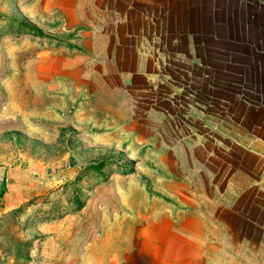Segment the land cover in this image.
<instances>
[{"label":"rangeland","instance_id":"obj_1","mask_svg":"<svg viewBox=\"0 0 264 264\" xmlns=\"http://www.w3.org/2000/svg\"><path fill=\"white\" fill-rule=\"evenodd\" d=\"M112 1L0 0V264H264V0L136 7L142 69Z\"/></svg>","mask_w":264,"mask_h":264},{"label":"crops","instance_id":"obj_2","mask_svg":"<svg viewBox=\"0 0 264 264\" xmlns=\"http://www.w3.org/2000/svg\"><path fill=\"white\" fill-rule=\"evenodd\" d=\"M170 1L171 0H113L111 3V6L113 7H110L109 12L105 8L99 7L95 5L96 3H93L95 6L94 13H97L98 11L104 14L109 13L111 14V18L113 21L110 26V33H100L102 34L100 39H103L101 42V46H103L98 49V51L102 53L109 51L105 46L107 44L105 38L107 37L109 40L108 42H112V44L119 48L121 52L135 55V64L131 67H134L135 69H142L143 67H146V65H143V63L147 62V57L150 56L151 53L154 54V51L155 53L159 51H156L150 46H146L144 40L142 39L143 33L140 26L137 27L138 29H135L136 31H120L119 27L128 28L129 25H131L132 22L136 20H138L139 25L141 24V20H148L150 22L152 21L151 17L143 18L141 12H138L139 14L135 15L134 13L136 7L154 6L164 8ZM94 30L98 32L97 29ZM95 34L97 33L95 32ZM136 39L139 41V43H135L134 45H132L131 41H134ZM146 53H148V56L146 55ZM153 61L158 62V59L155 58L153 59ZM20 176L22 175H19L17 177L20 178ZM28 185L29 180L26 179L24 185H22L21 187L19 186V189H10V187L7 185V171L5 169H0V217L2 215L9 214L14 210L22 208L29 201L30 193L26 190ZM170 241L166 242L167 250L173 248L174 242L172 239H170ZM182 256L183 254H178L177 256L171 255L169 256L170 258L168 257V259L166 260V263L175 264V261H179L177 264H187L185 257L183 258ZM198 262L197 264H203L202 261L200 263Z\"/></svg>","mask_w":264,"mask_h":264},{"label":"water","instance_id":"obj_3","mask_svg":"<svg viewBox=\"0 0 264 264\" xmlns=\"http://www.w3.org/2000/svg\"><path fill=\"white\" fill-rule=\"evenodd\" d=\"M19 174H17L16 170H9L7 172V185L10 187V189H19V186L21 187L26 182V176L22 175L20 178H18Z\"/></svg>","mask_w":264,"mask_h":264}]
</instances>
